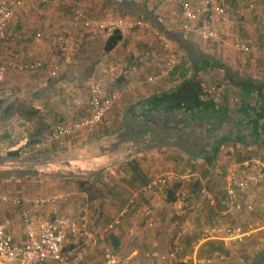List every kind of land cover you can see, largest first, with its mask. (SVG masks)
<instances>
[{"label":"crops","instance_id":"obj_1","mask_svg":"<svg viewBox=\"0 0 264 264\" xmlns=\"http://www.w3.org/2000/svg\"><path fill=\"white\" fill-rule=\"evenodd\" d=\"M101 1L92 0L88 15L71 0H21L13 31L23 40L0 43V62L25 65L41 61L46 68L22 73L12 69L0 79V165L6 163L4 159L12 150H20V154L29 150L54 127L87 118L90 89L98 83L108 95L117 94L119 100L93 135L81 132L49 144L43 152L18 158L27 167H56L54 175H45L64 186L78 181L83 189L74 187L77 192L72 195L77 198L62 211L68 207L80 213L79 221L88 223L91 219L95 237L88 241L83 234H70L64 248L67 259L70 255L82 262L96 263L109 250L119 256L117 253L130 246V230V234L141 238L126 253L128 256L139 259L145 247L154 252L159 244L157 236H143L135 225L107 230L118 217L114 214L122 213L137 197L129 217L142 210L143 215L147 209L181 207L183 199L187 210L195 208V218L189 225L228 227L254 222L264 187L251 188L240 194L239 202H233L226 177L236 163H264V59L254 52L256 48L264 49V0H246L255 4L253 11L242 6L241 0H211L209 10L203 8L205 0H189L201 10L202 21L216 25L222 36L219 42H203L185 33L180 7L167 0ZM224 6L227 14L216 16L214 9ZM69 7L105 23L130 18L151 27L146 31H121V41L106 51L112 33L74 29ZM67 10L70 16L64 14ZM159 32L174 51L176 64L167 77L149 83V77L162 70L166 54L155 38ZM38 34L43 35L40 43L35 41ZM238 41L253 51L235 49ZM55 68L58 70L54 73ZM22 173L27 176L24 181L19 179L24 184L29 179L42 184V179L33 176L44 171L31 174L27 169ZM164 174L173 175L176 181L190 182L176 203H164L166 194L162 191L141 194L146 185ZM202 191L208 194L204 196ZM210 199L217 204L210 205ZM82 201L86 206H80ZM20 208L23 207H9ZM10 221L9 237L14 243H23L26 234L22 219ZM144 222L149 232L148 220ZM253 234L249 242L260 247V253L264 250V232ZM95 238H100V246L95 245L99 241ZM94 239V245L87 243ZM223 245L227 249L229 242ZM202 246L186 256L185 262L225 259L217 253L204 254Z\"/></svg>","mask_w":264,"mask_h":264},{"label":"built area","instance_id":"obj_2","mask_svg":"<svg viewBox=\"0 0 264 264\" xmlns=\"http://www.w3.org/2000/svg\"><path fill=\"white\" fill-rule=\"evenodd\" d=\"M170 3L177 4L182 12L183 24L182 30L185 33L198 37L203 42H219L222 39L221 33L216 25L211 21H202L201 10L189 0H167ZM241 5L247 6L249 10L255 9V4L247 3L246 0L240 1ZM21 5V0H0V43L19 42L23 36L13 31V22L15 11ZM212 1L205 0L203 8L212 9ZM72 26L76 30H86L94 33H114L116 31H136L137 29L148 28L144 21H135L128 18H119L113 22L105 23L98 20L86 18L82 13L72 8ZM228 12L227 7H216L214 13L218 17H224ZM159 40L167 52L165 63L162 70L149 77L148 82L154 83L167 77L176 64V58L171 51L169 42L164 35L157 34ZM43 35L36 36V43H40ZM235 49L251 52L253 48L241 42L234 44ZM255 53L264 59V49L256 48ZM46 68V64L37 61L35 63L16 65L12 61L0 62V79L4 78L9 70L16 69L19 72H36ZM57 68L53 71L57 72ZM119 100L117 94L108 95L102 84H94L90 89V98L88 101V117L77 121L73 124H61L52 129L46 137L35 143L29 148V155L43 152L49 144L76 137L79 133L85 132L87 135H93L98 127L101 126L107 114L110 112L115 103ZM173 175H163L156 178L146 185L141 194L159 193L176 183ZM228 195L233 202H239L240 194L249 191L251 188L264 187V163L256 160H245L241 163L232 165L228 170L226 177ZM206 196L207 191H202ZM137 198L130 201V206H134ZM4 203H11L16 207H26L22 213V221L26 234V240L17 244L14 243L10 235L11 221L6 220L0 223V264H46L55 262L61 264H80L72 262L65 256L64 248L68 241V236L83 234L86 239H92V235L86 231L87 222L71 220L61 214L60 206L62 197L54 195L48 198H38L34 200H10L3 198ZM258 212L254 222L248 227L243 228L241 225L228 227H214L202 235L197 243L207 240H219L222 242L236 241L250 237L253 233L264 231V195L259 197ZM210 205L215 206V200L210 199ZM251 208V207H250ZM129 207L107 227L108 231L118 228ZM148 225L153 228L155 225L153 210L147 209L144 212ZM91 264V263H85ZM104 264H130V260L121 261L117 255L111 251L105 254Z\"/></svg>","mask_w":264,"mask_h":264},{"label":"rangeland","instance_id":"obj_3","mask_svg":"<svg viewBox=\"0 0 264 264\" xmlns=\"http://www.w3.org/2000/svg\"><path fill=\"white\" fill-rule=\"evenodd\" d=\"M71 1H73V5H75V3H76V5H78V8L81 9L82 11H84V13H87L88 15H89L90 10H92V0H71ZM100 2L102 3L101 0H100ZM70 9H71V7H69V10ZM69 10H67L64 14L67 16L68 15L70 16ZM175 11L177 13H179L178 8H176ZM128 19L130 20V18H128ZM149 26L151 27V25H149ZM148 29H149V27L144 28V31H146ZM159 34L163 35L160 32H159ZM155 38H156V41L160 45L162 43V41L159 40L157 34L155 35ZM238 42H241V41H238ZM171 51H172V49H171ZM172 52L174 53V51H172ZM166 56H167V52L164 56L163 64L165 63ZM12 151H16V150H12ZM6 153H8V152H6ZM20 155H21V157H24L25 155H29V151L28 150H26V151L22 150V153ZM21 162L22 161H20L19 159H11V160L6 161V163H1V165H0V222H3L5 220H11L12 218H15V219H18L21 221V219H22L21 211L23 213V211L26 208V207L25 208L23 207L22 209L20 208V209H15V210L9 209V207L10 206L13 207V205L11 203H7V204L4 203L2 201L3 198H8L10 200L19 199V198H24L25 200H34V199H38V198H48V197L54 196V195L62 197V202H61V206H60L61 214L65 217L71 219V220H76L79 222L80 213L76 214L78 211L74 212L73 209H68V207L65 211L63 210L64 212L62 211V209H64V207L68 206L71 203V200L74 201L75 200L74 198H77L76 194H75V196H73L74 195L73 192L76 193L78 189L83 190L82 188H80L79 182L78 181L67 182L66 185L64 186L63 182L53 181L55 179L47 177L45 175V173H48V174L52 173L54 175V173H56V167L49 166L47 168H42L39 165L38 166L33 165V167L32 166L27 167V166H24V164L22 165ZM27 169H28V171L32 172L31 174H34V173L40 172V171H44V173L36 174L33 176V178L35 177V178H38L40 180L42 179L40 181V183H42L41 185L39 183L36 184L35 179H33V180L29 179V180H27V182L25 184L23 183V181L26 179L27 176L23 177L24 174L22 173V171H25ZM42 169H46V170H42ZM164 175H166V174H164ZM161 176H163V175H161ZM21 178H23V181L19 180ZM189 183L190 182H187V180H182V181L178 180V181H176V183L174 185H176V184L180 185L179 193H181L182 191H184L187 188V185ZM64 187H68L69 190L63 193V192H61V190ZM74 187H77V190L74 189ZM170 188L171 187L165 189L164 192L166 193ZM35 191H41V193L40 194H32L30 196V194L34 193ZM165 199H166V195H165ZM165 199H164V203H167ZM181 200H182L181 201V203H182L181 207H176L175 205H171V206L169 205V206L165 207L164 209L160 208V209H158V211H153L152 219L155 221L156 225H154L153 228H151L148 225V227L150 228L149 232H147V230H146L147 228H146V225L144 222V220H146V217L144 214L143 215L141 214L143 210L141 211L140 214H137V216L132 214L130 217H129L130 212H128L126 214V216L124 217L121 225H129V227H132L135 225L137 228L140 229V232H141V234H143V236L145 235V233H146V235H150L149 238L157 236L156 239H158L159 244H158V246H156V250L154 252H152L151 249L149 250L146 247L143 249L141 248L142 257H140L139 259L137 256L130 257L127 255L128 251L131 250V248L134 247L132 245H135V243H137L138 240H140V238H141L140 235L138 236V235H136V233L130 234V231H131L130 230L127 232L128 235L130 236V242H129L130 246H128L124 250H121L120 254L116 252L119 255L117 257L122 262L125 260H130V264H189V263L185 262L186 256H188V255L190 256V253L194 254L196 247H198V251H199L200 247L204 243H206L207 241H216V240H207V241H203L201 243H197L199 241V239L202 238V235L205 233V231H207L211 228H214L215 225H205V224L198 225L197 223L194 225H192V224L189 225L191 223V219L195 218V216H193V213H194L193 210L195 211V208H193L191 210H187L184 200L183 199H181ZM80 203L82 204L80 206H84L86 204L84 201H82ZM136 205H137V203H135V205L132 207H135ZM132 207L130 206L129 209ZM10 210H12V211L10 212ZM66 212H68V213H66ZM120 213L119 214L116 213L114 215L119 216ZM113 216H112V218H113ZM102 218L104 220L103 216H102ZM2 219H4V220H2ZM100 221L101 220L99 219V222ZM89 222L87 224L88 226H87L86 231H88L92 235V239H93V237H95V236L92 234L93 232H92V228L90 226V225H92L91 219H89ZM103 222L106 223V221H103ZM101 223H102V221H101ZM200 224H201V222H200ZM233 226H238V225H231V227H233ZM241 226L243 228H245V227H248L250 225H241ZM191 229H192V231L190 234ZM199 231H201L200 234H199ZM186 233H188L187 236H184L180 240L178 239L179 237H181L182 235H184ZM196 234H198V235L196 236ZM250 237H252V236H250ZM247 238H248V240H245L244 238H242V240L240 242L238 241L239 243L231 241L232 244H230V242H229L227 249L229 252H231V256L229 255V257H225V259H221V257H216V260L214 259L212 261H208L206 259H200L196 262V264H243L244 262L245 263L248 262V264H249L251 262L250 260L252 258V255L256 254L257 251L259 253L260 247L258 248L257 246L250 244L251 242H249V241H251L252 238H249V237H247ZM95 239L99 240L97 242V244H95L96 243ZM95 239L92 240V242H87V243H91L93 245L95 244L97 246H100V243H101L100 238H95ZM86 240L91 241V239H86ZM223 243H225V242H223ZM198 251H197V253H198ZM111 252L114 253L113 251H111ZM237 252H239L238 255H237ZM152 253H156V255H153ZM66 254H67V252H66ZM67 255H69V254H67ZM249 256H250V258H249ZM68 258L71 259L70 261H75V262L80 263V264H85V263L104 264L105 253H104L102 259L100 261H97L98 263L97 262L96 263L95 262H88V261L82 262L76 258H72L70 255L68 256Z\"/></svg>","mask_w":264,"mask_h":264},{"label":"trees","instance_id":"obj_4","mask_svg":"<svg viewBox=\"0 0 264 264\" xmlns=\"http://www.w3.org/2000/svg\"><path fill=\"white\" fill-rule=\"evenodd\" d=\"M121 39H122L121 32L119 31L114 32L108 39L105 50L111 51L112 49H114L118 45V43L121 41ZM1 105H2V101H0V108H1ZM19 157H20L19 150L11 151L8 154V159H4V160L8 161L11 159H18ZM170 187L171 188L166 193L164 192L166 194L165 200L167 203L173 204V203H176L178 200L180 185L176 184ZM202 249L204 250L203 251L204 254H207L209 256H212L215 253L219 254L220 256H225V257H227L226 255L228 256L230 255L229 251H227V249L224 248L223 243L219 241H207L206 243L203 244ZM250 261L251 262L249 264H264V250L252 256V259ZM243 264H248V262L247 263L244 262Z\"/></svg>","mask_w":264,"mask_h":264}]
</instances>
